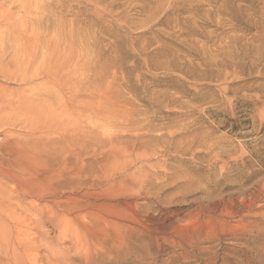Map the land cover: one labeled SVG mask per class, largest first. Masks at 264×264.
<instances>
[{"label":"rangeland","instance_id":"1","mask_svg":"<svg viewBox=\"0 0 264 264\" xmlns=\"http://www.w3.org/2000/svg\"><path fill=\"white\" fill-rule=\"evenodd\" d=\"M0 264H264V0H0Z\"/></svg>","mask_w":264,"mask_h":264}]
</instances>
